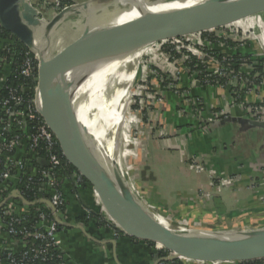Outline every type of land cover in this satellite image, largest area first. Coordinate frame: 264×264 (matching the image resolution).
<instances>
[{
	"label": "crops",
	"instance_id": "crops-1",
	"mask_svg": "<svg viewBox=\"0 0 264 264\" xmlns=\"http://www.w3.org/2000/svg\"><path fill=\"white\" fill-rule=\"evenodd\" d=\"M69 1L83 3L90 0ZM251 18L255 23L252 26L236 25H244ZM260 26H264V13L227 26L228 29L239 27L254 32L255 37L243 50L247 56L253 55V60L248 57L255 65L264 64V34L258 30ZM229 41L231 45L210 44L214 57L242 55L239 44ZM214 67L208 68L209 73ZM2 72H8L4 65ZM178 78V93L166 90L161 115H157L159 122L171 131V142L176 148L170 147L172 152L166 157L162 151L151 156L149 166L154 176L145 179L144 184L135 178L134 185L129 184L131 192L141 205L139 199L148 205L166 206L164 208L172 214L192 220L196 217L204 229L216 219H226L219 227L229 229L250 221L264 227V217H257L264 211L259 201L264 192V129L248 118L244 108L264 102V83L248 90L242 101L235 102L231 96L237 83L234 79L229 85H201L193 83L195 76L187 72ZM157 143L164 147L163 140L159 139ZM151 144L154 149L155 143ZM190 158L202 162V173L187 169L184 162ZM144 159L147 162L148 157ZM212 176L236 189H226L219 195L209 193V200L197 198L200 191L209 190ZM77 177V174H71L59 180L65 210L58 218L61 225L57 237L64 264H157L160 255L155 245L151 247L145 242L116 235L113 226L96 225L90 215L98 214V211L87 193L88 186ZM9 201L14 215H28L30 207L18 199ZM3 247L13 253L22 251L20 244L11 241L0 230V249ZM0 264L8 263L2 261Z\"/></svg>",
	"mask_w": 264,
	"mask_h": 264
},
{
	"label": "water",
	"instance_id": "water-1",
	"mask_svg": "<svg viewBox=\"0 0 264 264\" xmlns=\"http://www.w3.org/2000/svg\"><path fill=\"white\" fill-rule=\"evenodd\" d=\"M174 1L178 0H142L145 6ZM74 4L54 14L49 22L44 21L48 22L47 32L50 33L67 14L78 15L85 11L88 15L79 39L74 40L56 60L48 63L35 55L33 34L43 21L37 19L36 10L26 0H0V27L36 56L37 90L41 94L37 102L39 115L56 140L65 162L90 186L114 229L134 240L153 243L155 247L160 245L169 254L160 256L157 264L178 259L224 264L264 260V229L226 237L223 233L210 231L192 234L169 230L151 221L144 205L131 192L127 172L102 162L95 151L97 144L94 137L78 124L69 92L71 85L66 81V74L72 69L131 53L155 42L217 30L264 13V0H216L202 9L187 7L148 13L111 28L105 25L128 9L120 0H90ZM104 16L107 22L103 20L93 24L95 19L99 21ZM255 123L264 129V122ZM71 133H75L82 143L85 161L72 146L69 140ZM37 163L46 166L43 159L37 160ZM8 199H18L31 206L17 192H12ZM40 204L54 212L49 201L41 200ZM158 253L160 255L161 251L158 250Z\"/></svg>",
	"mask_w": 264,
	"mask_h": 264
},
{
	"label": "built area",
	"instance_id": "built-area-1",
	"mask_svg": "<svg viewBox=\"0 0 264 264\" xmlns=\"http://www.w3.org/2000/svg\"><path fill=\"white\" fill-rule=\"evenodd\" d=\"M40 1L41 3L47 2V0ZM26 2L34 10L40 6L39 0H26ZM258 29L261 34H264L263 31L260 30V27H258ZM245 32L247 31H245L244 28L235 27L234 29H228L227 26L213 31L219 39L236 41L239 46L247 40L244 38ZM200 35L203 36V33L190 36L200 37ZM180 38H185V36ZM202 40L204 41L203 46L207 47L209 44L207 39L203 37ZM8 45L13 47L14 43L10 41ZM210 51L209 53L199 52V54L195 56L200 62H203L204 76L200 77L195 73H190V71L185 70L189 75L195 76L193 83L201 85H220L223 83L229 85L230 80L234 79L237 83L231 91V96L235 102L242 101V97L248 90H254L259 84L264 83V76L261 77L262 75L260 76L257 72L253 74L254 70L249 66H240L238 73L234 74L232 67L235 65L230 64L227 57L216 58ZM12 56L13 55H10V60H8L5 55H0V92L4 89L8 91L7 98L0 101V197L6 194V196L0 200V230H2L11 241L20 244L21 250L28 246V241H38L42 244V247L31 251L32 260L41 258L42 261H48L54 258L52 256L53 251L61 252L59 249L60 242L57 237L58 224L54 216L59 218L61 215V207L65 205L63 203L64 197L59 184L60 179H58V172L66 170L68 164L65 162L52 133L48 130L38 112L37 87H35L37 83V59L34 55L33 59L30 58L29 55H23L19 66L16 67L14 60L11 58ZM179 58H182V56ZM187 59V57L184 58L185 63ZM211 64L215 67L213 71L209 73L208 68ZM2 65L8 68L7 73L2 72ZM181 72H179V74L176 73L178 77ZM211 77L217 80L211 81ZM259 78V83H256ZM159 80L161 81L162 79L160 78ZM177 80L176 76L172 84L168 86V89L173 93H178ZM9 81L10 87L8 85ZM31 83H34L33 88L30 86ZM159 90L161 94L165 91L162 87ZM31 92L33 96L29 99L25 98V95ZM157 94L158 93H155L153 97L155 98ZM245 106L244 108H246V113L250 120L264 122V102L255 106ZM29 126H31V128H29ZM28 130L30 131L28 132ZM39 159H43L46 162V166H40L37 163ZM33 161L36 162V165L33 164ZM77 180H80V177H77ZM31 191H37V193H39V197L32 201L24 197L25 192ZM12 192H17L24 200L30 203L31 206L39 205L41 200H47L53 206L54 212L52 213L50 209L41 204L45 211L42 212L40 209L37 210L39 213L36 212L37 215H35L37 216L38 223L31 228L24 227L18 229L14 225H20L23 219L19 215H14L13 209L10 207V199H8V197ZM102 214L99 213L108 223V226H112L107 216ZM115 231L117 230L115 229ZM157 249L164 254L163 257L169 254L162 248ZM0 250L6 253L10 252L7 255V260H5L6 263L10 264V262H14L10 260L13 253L11 249L3 247ZM21 253L22 259L19 263L28 264L30 261L26 257L27 253L23 251L19 252V254ZM56 259H59V257ZM175 261L185 264L183 259ZM172 262H162L160 264H171Z\"/></svg>",
	"mask_w": 264,
	"mask_h": 264
},
{
	"label": "rangeland",
	"instance_id": "rangeland-1",
	"mask_svg": "<svg viewBox=\"0 0 264 264\" xmlns=\"http://www.w3.org/2000/svg\"><path fill=\"white\" fill-rule=\"evenodd\" d=\"M39 2H40V6L39 8L36 9V17L38 18V20L48 21V22L50 21L51 16H53L55 13L57 14L60 11L64 9H68L75 5L73 2L69 0L68 1L66 0H47L46 3H41V1L39 0ZM82 13L83 14L77 15L79 16V19H78L79 22L77 26L74 28V31L71 35V40H74V38L78 36L77 34H81L86 26L85 24L86 17L88 15L85 11H82ZM103 20L104 19L97 21V19H95L93 24L102 22ZM250 20L252 23L254 22L252 18ZM107 21L108 20L106 19L103 22H107ZM43 26L44 28H46L45 24H43ZM244 30L247 31L248 33L245 32L244 38L245 40L246 39L247 40L246 41L244 40L245 42L240 45L241 46L240 53L242 54V56L246 55L245 54L246 52L243 49H245L248 43H250L249 41H251V39L255 37L254 32H252V30L250 29L247 30V28H244ZM211 31H212L211 34L204 33L203 36L200 35V37L187 35L185 36V38L179 37V38L167 39V40L155 42L153 44L143 47V49L145 48L147 51L144 52L138 58V60L140 63V70H144L145 75L143 74L141 75L140 73L136 82L134 83V87L132 86V87L127 88L133 92L131 94L132 97L130 96L128 103H127L128 116L132 118L133 124L131 123V125L129 126V130L127 133L128 145L125 144L126 146L123 147L121 161H122V167L125 168L124 170L128 174L129 184L134 185L135 178L136 180L139 179L141 183L143 184L145 182L144 181L145 179H148V180L152 179V177L154 176L153 175L154 172H152L149 166L151 163V161L149 160L151 159L150 157L156 155L158 151H162L161 153H164L163 154L164 157H166L167 153L172 152V148H170V147H173L174 145V144L172 145V142H171L172 140L170 137L172 133L171 131H167L165 126L162 125L161 121L159 122L158 120L159 118L157 117V115H161V112L163 109L162 105H163L164 99L166 98L165 97V93L167 92L166 89H168V86L172 84L173 79L176 76H177V79H179L177 75L179 74V72L182 71L180 73L181 76L185 73L186 67H185L184 58H186L187 55L197 56L199 52L209 53L211 49L210 48L211 43L209 40H207L209 44L207 45V47H205L203 46L204 41L202 39L204 35L216 36L213 33L214 30H211ZM239 33H240V30H239ZM164 47H171L170 48L171 52H175L176 54L178 53V55H180V57L182 56V58L174 60L172 58V55L167 53L164 50ZM153 50L155 51V56H156V58L154 59H152V55L149 54V52ZM35 55L34 57L36 58ZM248 56H251L252 60L254 59L253 55H248ZM248 56L246 55L244 57H248ZM212 66L213 64L209 65V68H211ZM262 68L264 69V66H262ZM163 76L168 77L170 79V82H167L166 86H162V88L165 89V91L161 94L159 90L161 86H159V84H163V82L160 81L159 79L160 78L162 79ZM178 81L179 80H177V82ZM35 87H37V83ZM155 93H158V94L154 98L153 95ZM123 100H124V94L122 95V98H121V105L123 103ZM119 112H120V108L118 112L116 111L117 114L114 116L113 118L114 120L118 119ZM159 139L163 140V146H164L163 148L161 145H159L160 141L159 143H157ZM152 142L155 143L154 149L151 144ZM174 147L176 148L175 145ZM145 157H148L147 162L144 159ZM194 164H197V165H194ZM184 165L187 167L189 171L191 170V171L201 172L202 169L204 168V165L202 164V162H200L197 159H192V158H190L189 160H186L184 162ZM139 169H141L140 171H142L141 174L138 171ZM86 189H87V193H89L91 197L93 206H95L96 210L98 211V214L99 213L102 214L103 212L101 211L102 210L101 205L98 204L99 202L95 200L93 193H92V189L90 187L89 188L87 187ZM226 189H236V187H232L230 184L226 183L224 180L216 179V178H213L212 176L210 183H209V190L207 192L204 190L200 191L199 194L197 195V198L199 197V199L209 200V198L211 197L210 195L211 193H213L214 195H219L222 191ZM262 191H264V188L262 189ZM140 194H142L141 191H140ZM139 200L141 201V203H143L144 208L146 210L147 209H149V211L151 210V212H153L154 214L162 218V220L169 222L172 225L177 224L174 226V230H178V231H184V232L187 231L192 234L200 233L202 231H210V232H215V233L217 232L223 233L224 235H227L226 237H231V235L233 236V234L235 233H237V236H238V234L240 235L241 233L245 234V233L253 232V231H262L264 229V227H260L259 224H257V222L255 224L254 221L245 222V224H243L242 226L240 225V227H236V228L232 227L229 229L228 227L227 228L219 227V224L222 222H226V219H223L225 221H222V220L219 221L216 219V221H213L214 223L213 222L210 223L211 224L210 227L207 226L204 229L203 228L204 225L201 228L202 224L199 221H197L196 217L193 220L190 218L188 219V218H185L183 215L172 214L170 211H167V209L164 208L166 206L156 207V206H152V204L148 205L144 203V201H142L143 199H139ZM259 201L262 203V207L264 208V192L261 194ZM63 203L65 204V198L63 200ZM102 215H104V213ZM257 217H264V211H261L260 214L257 215ZM149 218L153 222H156V223L160 222L157 218H155V216L149 217ZM116 235H117V231H116ZM228 264H232V263H228Z\"/></svg>",
	"mask_w": 264,
	"mask_h": 264
},
{
	"label": "bare ground",
	"instance_id": "bare-ground-1",
	"mask_svg": "<svg viewBox=\"0 0 264 264\" xmlns=\"http://www.w3.org/2000/svg\"><path fill=\"white\" fill-rule=\"evenodd\" d=\"M215 1L178 0L167 4L145 6L142 0H120L121 4L126 5L128 9L111 19L105 27L119 26L148 13H161L187 7L202 9ZM243 1L253 2L256 0ZM78 19L79 16L75 14H67L62 17L50 33L47 32L46 22L40 23L33 34V46L36 55L42 57L46 63L56 60L71 45L72 41L79 39L80 34H77L78 36L74 40H71L74 28L79 22ZM244 23V25H236L245 27L255 24L250 19H248L247 23ZM43 24H45L46 28H44ZM260 30L264 33V26H260ZM146 51L145 48H141L131 53L118 54L72 69L66 74V81L71 85L69 92L78 124L80 127L86 128L90 135L94 137L97 144L95 151L100 155L102 162L104 161L108 167L111 164L121 167L123 170L125 169L122 167L121 161L122 150L123 147L128 145L127 133L129 126L131 123L133 124V120L128 116L127 111V103L133 92L127 88L134 87V83L140 73L141 75H145L144 70H140L138 58ZM149 54L152 55V59L156 58L154 50L150 51ZM123 94L124 100L121 105ZM36 95L37 102L39 103L41 94L38 90L36 91ZM119 108L118 119L114 120L113 118ZM70 132L69 130L68 133ZM69 140L78 155L85 161L83 146L77 135L71 133ZM93 196L98 201L95 193H93ZM146 212H148L149 217L155 216V218L162 222L157 224L169 230L174 229V226L177 225H172L162 220V218L151 212V210L149 211V209ZM147 221L149 222V220ZM109 223L111 225L110 221ZM199 235L204 236V234ZM157 247L161 248L160 245H157ZM183 261L185 264H211L198 261Z\"/></svg>",
	"mask_w": 264,
	"mask_h": 264
},
{
	"label": "trees",
	"instance_id": "trees-1",
	"mask_svg": "<svg viewBox=\"0 0 264 264\" xmlns=\"http://www.w3.org/2000/svg\"><path fill=\"white\" fill-rule=\"evenodd\" d=\"M204 34V33H203ZM204 38L209 40L211 44H214L215 42H223L226 43L228 45H231L229 40H225V39H219L216 36H212V35H204ZM10 41L14 43L13 47H10ZM171 47H165L164 50L171 54L172 57L175 59H178L180 57V55H178V53L176 54L175 52H171ZM11 49V51H10ZM9 50V51H8ZM212 52V55H215L213 53V51H210V53ZM0 55H5L6 59L10 60V55H13L11 58L14 60L16 67L19 66L20 62H21V57H23V55H29L30 58L33 59V53L24 45H22L21 43H19L17 40H15L8 32H6L5 30H3L0 27ZM188 59L185 63V67L186 70L190 71V73H195L198 76L202 77L205 75L204 73V67H203V62H200L195 56L192 55H187L186 56ZM221 57H226V56H219V58ZM229 59V63L230 64H234L235 66L232 67V71L234 74L238 73L239 67L240 66H249L251 68H253V74L255 72L259 73L261 77L264 76V69L262 68V64L260 63L259 65H255V63L253 61L250 60L249 57H244L242 55H236L234 57H227ZM207 75V74H206ZM211 81H215L217 80L216 78L211 77L210 78ZM260 78L256 81V83H259ZM163 84H159V86H166L167 82H170V79L166 76L162 77ZM12 83V82H11ZM9 87H10V81H9ZM14 85V83H13ZM30 86L33 88L34 83H31ZM8 96V91L6 89L2 90L0 92V101L6 99ZM25 98H31V96H33V93H27V95H25ZM29 128H31V126H29ZM28 128V129H29ZM30 130H28L29 132ZM32 161V160H31ZM33 164L36 165V162L33 161ZM59 176L58 179H64L67 178L68 176H70L71 174L75 173V170L71 167V166H67L66 170H62L60 172H58ZM82 183L88 187H90L84 180H82ZM6 194H3L2 197H0V200L5 197ZM24 197L30 201L37 199V197H39V193H37V191H31V192H25ZM40 209L42 212L45 211L43 210L44 207L39 204L36 206H31L28 210V215L26 216H20L22 217L23 221L21 222L20 225H14L15 227L19 228H31L34 225H36V223H38L37 220V210ZM65 210V205L64 207H61L60 210V214L62 215L64 213ZM37 212V213H36ZM36 214V215H35ZM60 215V216H61ZM0 216H1V210H0ZM90 218H93V220L95 221L96 225L98 226H108V223L105 221V219L100 216L99 214H91ZM9 223V221H8ZM58 229L60 228L59 225L57 226ZM122 235L121 233L117 232V235ZM149 246L154 247L153 243H147ZM39 247H42V244L39 243L38 241H28V246L23 249L22 251L24 253H27V258L29 259V263L28 264H64L63 260L61 258L62 253L59 251H53L52 256L54 258L48 260V261H42L41 258L32 260V250L38 249ZM10 252H4L3 250H0V262L4 260H7V255ZM164 254L161 252L160 256H163ZM57 257H59V259H56ZM22 259V253H12L10 260H13L14 262L11 263L10 260V264H20V260ZM171 264H181L178 261H174ZM233 264H238V263H233ZM240 264H264L263 260H259V261H252V262H246V263H240Z\"/></svg>",
	"mask_w": 264,
	"mask_h": 264
}]
</instances>
